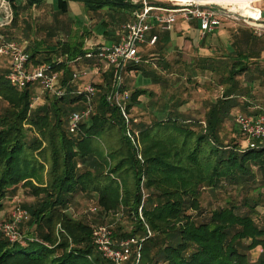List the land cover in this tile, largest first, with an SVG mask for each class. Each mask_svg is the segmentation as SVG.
<instances>
[{"label": "trees", "instance_id": "16d2710c", "mask_svg": "<svg viewBox=\"0 0 264 264\" xmlns=\"http://www.w3.org/2000/svg\"><path fill=\"white\" fill-rule=\"evenodd\" d=\"M7 1L14 13L10 26H15L20 7L30 9L43 0ZM56 1L57 13L62 15L68 14V1L81 3L94 14L105 9L130 14L135 9L127 0ZM246 43L242 49L231 44L230 67L221 79L222 98L209 107L199 131L176 112L164 113L166 118L149 127L135 126L142 143L141 159L124 133L119 111L106 102L111 74L94 85L93 113L75 134L68 132V119L85 108V100L70 94L66 83L71 70L65 62L58 68L64 71L67 95L45 97L33 110L36 86L19 91L0 75V100L5 103L0 113V210L2 201L18 186L35 199L23 206L33 234L24 238L23 245L0 235V264H114L97 251L91 227L65 213L77 194L94 196L103 213L121 209L126 214L131 231L113 230L115 241L136 235L144 240L139 260L133 254L122 264H264V226H257L251 215L264 201L254 174V169L264 174V143L228 146L219 134L243 95L238 93L236 77L247 73L260 55ZM26 51L34 67L57 66L58 58L85 54L83 41L58 42L44 52L34 44ZM144 93L134 90L131 105ZM247 107L243 106L244 116L264 110L248 113ZM224 186L243 194L239 204L227 202L203 216L201 189ZM240 207L247 213H240ZM56 226L59 230L54 234ZM257 248L261 252L250 262L246 253Z\"/></svg>", "mask_w": 264, "mask_h": 264}, {"label": "rangeland", "instance_id": "374dc122", "mask_svg": "<svg viewBox=\"0 0 264 264\" xmlns=\"http://www.w3.org/2000/svg\"><path fill=\"white\" fill-rule=\"evenodd\" d=\"M67 6L68 14L64 15L57 13L56 0H43L40 5L30 9L26 7L22 9L20 7L16 25L10 26L9 28L0 29V35L3 37L4 41L16 43L24 47L25 51L35 44L41 49V51L44 52L47 51V49L54 48L58 42L71 43L83 41V44H85V41L87 40H92L93 42L98 41L102 29H107L108 27L110 28L114 20V22H116V20L118 21V19H116V14L112 15V12L107 11V13L106 11H102L94 14L88 12L81 3L75 1H68ZM221 20V26L218 31L216 33L214 32L213 34H208V36L212 35V38L209 37L208 41L210 42V40H213V43L207 48L208 51L204 53L205 56L209 57L217 54V60H213L211 64L205 60L204 64H202V68L199 70L201 78L194 79L193 77L189 78L188 76L189 74L192 75L191 71H188L187 69V63L189 60H194L196 62L197 60H200V54L196 53L197 50L192 49L188 55L180 52L172 56L173 59H175L174 62H168L169 64L176 65V70H174L172 67L170 70H174L173 74L175 73L174 75H178L179 77L175 78L173 76L174 79L171 77L169 78V81L167 79L168 75L171 73L170 71H167V74H165L166 77L160 75L161 78L164 79L163 84L165 86H167L166 80L170 82V87L172 86L173 82L180 84V86L177 88V92L175 93L176 100H164L165 98L162 97V100H142L136 105H131V102H129L131 109L130 117L137 121V129L138 126L149 127L154 122L163 120L167 117L166 114L163 113H167L168 111L180 114V117H182L184 121L188 122L189 126L194 130H198L199 126L203 127L204 125L198 126V124L203 122L207 110L214 102H216V100H181L183 99L184 95L181 96V94L178 92V89H185L188 93V88L185 87L186 82L195 84V86H198L199 84L202 85L203 83V85L210 84V88L214 86L216 88H223V85H221V79L226 77L230 67L231 55L229 54L232 49L231 44L235 43L239 46V48L242 49L247 42L246 44H249V50L259 52L260 55L257 59V62L252 63L249 66L250 68L247 73L236 77L237 88L239 90L238 93L243 94L242 96H244L245 93L246 95L245 97L240 96L237 98L238 106L231 110L230 116L226 118L222 126H220L219 134L225 145H249L246 139L236 129L235 116L237 114H247L243 112L244 105H248V113L264 108V28L253 29L245 25L242 20L237 19L235 16L230 19L222 18ZM178 21L179 20H177V22ZM106 22L109 24H105ZM113 26L117 27V25ZM171 32H173V30ZM171 32H169V34H171ZM192 34L193 35L191 39L194 43H196L198 41L200 32L198 31L195 34L192 32ZM247 36H251L252 38H248ZM218 48H220L221 54L218 53ZM143 49V52L147 54H150L156 50L155 48L146 49V47ZM158 49L159 48H157V50ZM158 51H160V49ZM6 61L7 60L4 57H0V75L5 71V68H8ZM78 66L82 67L84 64L81 62L78 64ZM138 66H129L128 69H125L122 74L123 80H125L126 75H128L127 70L134 69L135 67L137 68ZM192 66L197 67L198 64L194 63ZM225 66H227L226 69ZM132 71L133 70H131L132 74H129L128 76L129 80L128 84L126 85L131 89V81L135 77L134 72ZM206 73H209V75ZM86 74L88 75L90 73L87 72ZM187 78L189 79L187 80ZM146 79H148V77ZM96 80H101L102 83V79L98 78ZM109 87L111 90L112 75ZM185 90L183 93L186 92ZM96 94L97 90H95L93 99L95 98ZM45 97L46 94H40L39 102L45 101ZM91 103H93V100ZM39 105L40 103L32 104V110ZM4 109L5 103L0 100V113H2ZM136 143L138 150L140 151L142 149V143L140 139H138V142ZM254 174L258 182L257 185H261L259 192L261 193L262 200H264V174L259 173L255 169ZM200 192L199 205L203 211V216H207L211 210L226 206L227 202H230L231 204H239L243 196L242 193L231 186H224L223 188L219 187L214 190L204 188L201 189ZM142 193L144 194V191ZM252 196L253 193L250 194V197ZM34 201L35 199L31 197L29 191L26 188L18 186L13 193L8 194L7 197L2 201V209L0 210V223L7 222L11 218L15 208L18 207L22 210H25L23 206L29 205L31 203L33 204ZM239 212L247 213V210L240 207ZM65 213L76 221H82L86 223L91 227L92 231L97 226H107L111 228L112 231H116L120 228L121 232L129 233L132 228L131 221L121 209L114 213H103L102 210L98 208L96 204V198L94 196L77 194L70 201ZM251 215L257 226H264V201H262L261 205L256 208V214ZM28 221L29 216L27 221L21 223L18 226V233L21 236L22 245L24 244V238L29 236V234H33L34 232V226L29 224ZM58 230L59 227L56 226L54 234H57ZM135 237L138 240H143L139 235H136ZM260 252V248H257L251 252H247L246 254L250 262H254L259 256Z\"/></svg>", "mask_w": 264, "mask_h": 264}, {"label": "built area", "instance_id": "2783aa9c", "mask_svg": "<svg viewBox=\"0 0 264 264\" xmlns=\"http://www.w3.org/2000/svg\"><path fill=\"white\" fill-rule=\"evenodd\" d=\"M135 9L130 13L131 20L124 24L122 32L119 34L117 43L104 45L94 50L87 51L83 56L74 59L61 58L56 61L57 66L43 64L34 67L29 63V54L24 47L4 41L0 35V57L9 60V72L7 80L17 90H23L28 86H36L39 93L46 94L52 99L63 98L67 95V86L62 84L61 77L63 70L58 68L62 62L72 70L70 83H74L85 77L86 72L77 69V65L82 60L94 59L100 70L104 73L111 72L112 87L106 102L109 106L116 108L124 122V133L138 152V133L135 130L137 121L130 117L131 94L124 87L123 72L129 66H138L141 62L138 54L139 48L146 42V37L154 28L159 27L162 31L169 32L178 19L187 23L196 21L198 23L201 37L213 34L220 26L221 19H230L234 16L242 20L245 25L248 22L264 24L261 18L260 9L256 4L262 0H229L242 1L249 4L256 13V19H245L230 12V8L222 4L228 0H127ZM166 4L169 9L156 5ZM13 21V10L7 0H0V29L7 28ZM251 27V26H249ZM253 29H259L251 27ZM156 36H152L149 45H155ZM99 70V72H100ZM101 73V72H100ZM99 73V74H100ZM93 84H86L80 88L72 90L70 94L82 96L85 100V108L74 111L68 119V132L75 134L81 124L89 122L93 113V100L95 93ZM33 103L40 101V95L32 98ZM235 126L237 131L246 139L250 147L256 143H264V110L253 116L237 114L235 116ZM141 208L139 209L140 212ZM27 211L15 208L11 218L7 222L0 223V235L10 243L20 242L21 236L18 233V226L28 220ZM141 217V214H140ZM151 233L147 232V237ZM93 244L97 251L107 260L114 264H122L131 255H135L136 262L140 257V248L144 240L136 237L115 241L113 232L107 226H97L92 231Z\"/></svg>", "mask_w": 264, "mask_h": 264}, {"label": "crops", "instance_id": "0c3cea01", "mask_svg": "<svg viewBox=\"0 0 264 264\" xmlns=\"http://www.w3.org/2000/svg\"><path fill=\"white\" fill-rule=\"evenodd\" d=\"M255 6L256 8L260 9L262 22H264V0L260 1ZM103 11L112 12L113 13L112 15L116 14V17H117L116 19L121 20V21L118 22L116 20V22H114L115 20L114 21L111 20L113 21V24L111 25L110 28L109 27L107 28L108 30L104 28L102 29L101 35H99L100 37L98 41H95V42H93L92 40L85 41V44H83V50L85 53L87 51L94 50L100 46L112 45V44L117 43L119 39V34L122 32V27L124 26V24L128 23L131 20V15L127 12L122 13L121 11L116 12L114 10H106V9ZM122 19L124 20V22H122ZM178 20L179 21L172 28L173 32H171L172 30L169 31L171 32V34H169V32L162 31L159 27L154 28V30L149 35H147L146 42L139 48L138 54L141 59L139 66L137 68L135 67L134 69L127 70L128 75H126V79L124 80L125 89L129 91L130 94L134 90H144L145 91L143 95L138 97L137 99L138 102H141L142 100H162V97L165 98V99L163 98L164 100H176L175 93L177 92V88L180 86V84L173 82L172 86L170 87V84H169L170 82L167 81L171 77L173 79L174 77L175 78L179 77L178 75L177 76L174 75L175 73L173 74L174 70H176L177 68L176 65L168 63L170 61L174 62L175 59H173L172 56H174L175 54L182 52L183 54L188 55V53L192 49L197 50L196 53L200 54V57H199L200 60H197V62L194 60H189V62L187 63V66H188L187 69L188 71H191L192 73V75L189 74L188 76L189 78L193 77L194 79L201 78L199 70L202 68V64H204L205 60H207L210 64L213 60H217V57H216L217 54H214L213 56H210V57L205 56L204 54L208 51L207 48L213 43V40H210V42L208 41V38L209 37L212 38V35H209V36L206 35L204 37H201V34H200L198 36V41L194 43L191 37L193 35L192 32H194L195 34L196 32L199 31L198 23L196 21L187 23L181 19H178ZM105 24H109V23L106 22ZM113 25H117V27H114ZM218 29L215 31V33L218 31ZM152 36L157 37V41L155 45L153 46L148 44ZM145 47L146 49L155 48L156 50L150 54H147L143 52L144 51L143 48ZM157 48H159L160 51H158L159 49L157 50ZM217 51L218 53H220L221 52L220 48H218ZM6 62L8 64V68H5V71L1 74L5 76H7L9 72V60H7ZM81 62L84 64V66L81 67L77 65V69L80 70L81 72H86V73L88 72L91 75L88 74L74 83H70L69 82L70 80H69L66 83V85L70 86V88L69 87L68 88L71 89V91L77 88H80L88 83L93 84V85H100L101 80L97 81L96 79L100 78L102 79V82H103L104 77L108 74H111V72H106V73L102 72L97 62L94 59H89V60L84 59ZM194 63H197L198 66L197 67L192 66V64ZM171 67L174 70L172 69L170 70ZM99 70L101 73L99 72ZM131 70H133L132 72H134V76H135L134 79L131 81L132 89L126 86L129 80L128 76L129 74H132ZM167 71H170L171 73L170 75H168V79L166 80L167 86H165L163 84L164 79L161 78L160 75L165 76V74H167ZM71 73H72V70H71ZM206 74L209 75V73H206ZM63 76L64 74L61 77V81H62ZM147 77L148 79H146ZM189 78H187V80ZM185 84H186L185 87L188 88V93L185 89H184L186 91L185 93H183L184 91L183 89H178V92L181 94V96L184 95L183 99L181 100H221L222 98L223 92H222L221 87L216 88L214 86L210 88L209 87L210 84L203 85V83L202 85L199 84L198 86H195V84H191L190 82H186ZM36 94L40 95L39 90L37 88H36ZM169 112H172V111H168L167 113Z\"/></svg>", "mask_w": 264, "mask_h": 264}, {"label": "bare ground", "instance_id": "6f19581e", "mask_svg": "<svg viewBox=\"0 0 264 264\" xmlns=\"http://www.w3.org/2000/svg\"><path fill=\"white\" fill-rule=\"evenodd\" d=\"M222 4L230 8V12L245 19H256V13L250 8L249 4L242 1H223Z\"/></svg>", "mask_w": 264, "mask_h": 264}, {"label": "water", "instance_id": "95a60500", "mask_svg": "<svg viewBox=\"0 0 264 264\" xmlns=\"http://www.w3.org/2000/svg\"><path fill=\"white\" fill-rule=\"evenodd\" d=\"M248 25L251 27H255V28H264V24H257V23L248 22Z\"/></svg>", "mask_w": 264, "mask_h": 264}]
</instances>
